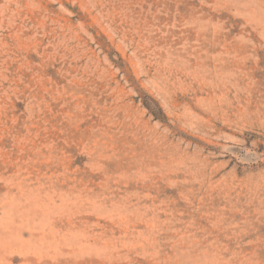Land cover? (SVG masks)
Instances as JSON below:
<instances>
[{
	"label": "rangeland",
	"instance_id": "obj_1",
	"mask_svg": "<svg viewBox=\"0 0 264 264\" xmlns=\"http://www.w3.org/2000/svg\"><path fill=\"white\" fill-rule=\"evenodd\" d=\"M0 264H264V0H0Z\"/></svg>",
	"mask_w": 264,
	"mask_h": 264
}]
</instances>
